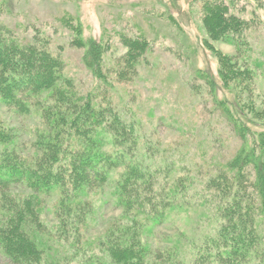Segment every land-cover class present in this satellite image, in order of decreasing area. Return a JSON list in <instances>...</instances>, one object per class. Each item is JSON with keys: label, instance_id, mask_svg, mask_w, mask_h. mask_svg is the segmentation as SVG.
Listing matches in <instances>:
<instances>
[{"label": "trees", "instance_id": "1", "mask_svg": "<svg viewBox=\"0 0 264 264\" xmlns=\"http://www.w3.org/2000/svg\"><path fill=\"white\" fill-rule=\"evenodd\" d=\"M234 3L202 0L203 22L210 37L227 39L244 54L242 34L249 22L231 11ZM80 28L76 26L79 35ZM36 39L21 40L14 33L0 31V100L39 118L28 154L19 147L17 131L0 120V254L12 264H58L65 259L60 249L67 245L72 249L69 259L77 264H247L249 254L257 262L260 239L255 210L261 208L264 216V111L248 115L230 99L218 101L243 141L238 154L226 163L233 176L211 177L207 194L199 199L201 205L210 196L222 201L217 211L221 224L215 236H206L200 245H194L191 263L172 245L154 253L149 239L155 226L170 212L190 206L191 201L189 185L164 189L152 181L147 146L138 148L145 137L136 119L126 118L114 102V94H120L117 84L134 79L135 67L150 49L149 40L145 35L127 37L123 60L105 71L102 39H80L85 46L84 63L97 78L94 86L81 91L47 40ZM232 62L225 58V63ZM224 66L220 65L218 73L225 88L231 79L224 75ZM237 71V77L231 78L243 83L249 71ZM198 76L207 80L216 98L219 88L215 79L207 73ZM102 84L108 89L105 93L100 90ZM142 141L148 142L146 138ZM120 168L123 171L114 178ZM242 179L249 184L243 186ZM110 181L122 216L95 245L84 237L94 211L86 197L96 186ZM15 186L28 193L13 191ZM254 192L261 197V207ZM53 193L55 207L62 213L48 228L40 198Z\"/></svg>", "mask_w": 264, "mask_h": 264}, {"label": "rangeland", "instance_id": "2", "mask_svg": "<svg viewBox=\"0 0 264 264\" xmlns=\"http://www.w3.org/2000/svg\"><path fill=\"white\" fill-rule=\"evenodd\" d=\"M231 7L233 13L249 22L242 34L246 42L242 47L246 50L244 54L227 39L210 37L203 22L202 0H0V31L14 33L21 40L46 39L51 52L64 60L67 74L81 91L94 86L97 78L84 63L85 46L79 43L80 39L86 42L91 38L102 39L105 71L117 65L127 53L124 43L127 37L145 35L149 40L150 49L135 67L134 79L117 84L121 97L114 94V102H118V109L126 118L136 119L137 127L148 141L145 144L142 138L138 148L147 146L152 181L164 189L189 185L190 206L170 212L166 220L155 226L149 239L154 253L172 245L187 263L193 260L195 246L206 236H215L222 221L217 213L222 202L219 198L210 196L203 205L199 199L207 194L211 177L233 176L226 163L238 154L243 143L219 109L218 101L230 99L248 115L264 111V0H235ZM76 26L81 27L80 35ZM225 58L233 62L227 64ZM221 64L226 65L224 75L231 79L225 88L218 73ZM245 69L249 74L243 83L231 78L237 77V70ZM199 73L215 79L219 88L216 98ZM99 87L104 93L108 91L104 84ZM0 120L6 128L17 131L20 149L30 153L39 123L37 115L20 113L0 100ZM121 171L122 168L117 170L114 178ZM243 182V186L249 184ZM112 187V181L96 186L86 197L94 211L89 220L93 222L89 224L91 227L83 229L84 237L95 245L122 216L112 197ZM13 188L17 193H28L23 188ZM254 193L261 207V197ZM55 199L56 193L40 198L48 228H52L62 213H58ZM255 215L260 239L258 257L256 262L249 254L247 264H261L264 260L261 208L255 210ZM65 246L59 252L65 259H60L58 264H77L69 259L72 249ZM0 264L12 263L0 254Z\"/></svg>", "mask_w": 264, "mask_h": 264}]
</instances>
